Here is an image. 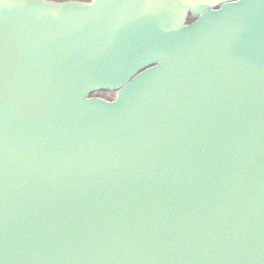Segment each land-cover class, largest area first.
<instances>
[{
	"label": "water",
	"instance_id": "obj_1",
	"mask_svg": "<svg viewBox=\"0 0 264 264\" xmlns=\"http://www.w3.org/2000/svg\"><path fill=\"white\" fill-rule=\"evenodd\" d=\"M0 264H264V0L0 5Z\"/></svg>",
	"mask_w": 264,
	"mask_h": 264
},
{
	"label": "rangeland",
	"instance_id": "obj_2",
	"mask_svg": "<svg viewBox=\"0 0 264 264\" xmlns=\"http://www.w3.org/2000/svg\"><path fill=\"white\" fill-rule=\"evenodd\" d=\"M192 20H193V18H190L189 22L192 21ZM90 96H92V97H101V98H104V99H107V100H112V99H114L115 92H112V91H109V90H105V91H102V92H94V93L90 94Z\"/></svg>",
	"mask_w": 264,
	"mask_h": 264
},
{
	"label": "snow or ice",
	"instance_id": "obj_3",
	"mask_svg": "<svg viewBox=\"0 0 264 264\" xmlns=\"http://www.w3.org/2000/svg\"><path fill=\"white\" fill-rule=\"evenodd\" d=\"M54 4H59L60 6H63L65 4H72L73 0H52ZM7 0H0V5H6ZM92 3H95V0H92Z\"/></svg>",
	"mask_w": 264,
	"mask_h": 264
}]
</instances>
